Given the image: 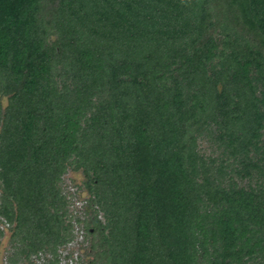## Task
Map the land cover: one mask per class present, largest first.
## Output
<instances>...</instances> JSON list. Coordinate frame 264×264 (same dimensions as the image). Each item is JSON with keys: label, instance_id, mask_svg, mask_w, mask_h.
<instances>
[{"label": "trees", "instance_id": "1", "mask_svg": "<svg viewBox=\"0 0 264 264\" xmlns=\"http://www.w3.org/2000/svg\"><path fill=\"white\" fill-rule=\"evenodd\" d=\"M45 1L0 0L9 264L60 263L69 167L89 264H264V0H57L49 20Z\"/></svg>", "mask_w": 264, "mask_h": 264}, {"label": "rangeland", "instance_id": "2", "mask_svg": "<svg viewBox=\"0 0 264 264\" xmlns=\"http://www.w3.org/2000/svg\"><path fill=\"white\" fill-rule=\"evenodd\" d=\"M44 5V13L46 20L51 19V12L57 5V0L51 2L46 0ZM48 26V24H47ZM49 27V26H48ZM220 30L217 29L213 34L220 42L223 39V35L219 34ZM48 42L54 43L57 38V33L55 28H49L48 33ZM218 62L217 60H215ZM8 103L7 98L2 99V105L5 108ZM207 137H200L198 139V151L205 154L206 156H217L218 151L215 148L216 144L211 143ZM239 183L244 184L245 181L240 179H235ZM87 178L82 169L75 170L73 167H69L68 170L61 178L60 187L63 191V194L68 199V213L72 225V233L74 240L62 247L59 250V264H89L94 258L95 251L98 249L97 242L94 239V236L88 234L85 230V226L90 223V218L94 213L96 207L91 206L90 204V195L85 186ZM101 220H103L102 214H100ZM0 229L4 231V236L1 239L0 246V264H9V257L12 254L11 243H10V229L0 222ZM97 245L94 251L92 250V245ZM48 256L40 255L38 257L34 256L31 258L33 264H41ZM20 264V263H19ZM26 264V263H25Z\"/></svg>", "mask_w": 264, "mask_h": 264}]
</instances>
